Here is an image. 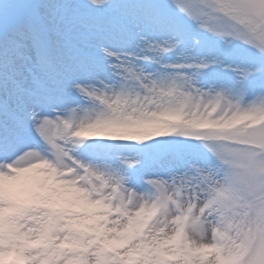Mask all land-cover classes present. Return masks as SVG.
<instances>
[{
	"label": "snow or ice",
	"instance_id": "obj_1",
	"mask_svg": "<svg viewBox=\"0 0 264 264\" xmlns=\"http://www.w3.org/2000/svg\"><path fill=\"white\" fill-rule=\"evenodd\" d=\"M0 264H264V0H0Z\"/></svg>",
	"mask_w": 264,
	"mask_h": 264
}]
</instances>
